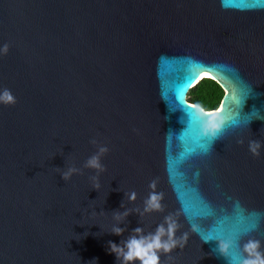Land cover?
<instances>
[{"label":"water","instance_id":"1","mask_svg":"<svg viewBox=\"0 0 264 264\" xmlns=\"http://www.w3.org/2000/svg\"><path fill=\"white\" fill-rule=\"evenodd\" d=\"M194 70L212 72L189 88ZM204 79L224 90L215 110L189 101ZM4 89L0 264H120L109 241L169 214L188 238L160 264H231L222 239L232 257L249 239L264 251V0H0ZM206 113L223 120L215 138ZM99 145L104 171L85 168ZM152 181L164 210L144 213Z\"/></svg>","mask_w":264,"mask_h":264},{"label":"clouds","instance_id":"2","mask_svg":"<svg viewBox=\"0 0 264 264\" xmlns=\"http://www.w3.org/2000/svg\"><path fill=\"white\" fill-rule=\"evenodd\" d=\"M3 54H7L8 45H4L2 49ZM15 97L11 93L9 89H4L2 94H0V103L5 105L14 104ZM220 112L223 111V106L218 110ZM213 117L209 119L207 124L205 125V132L211 134L213 138L217 136V134L221 131L223 127V120L216 118L217 114L206 113L205 115H209ZM91 143L97 144L96 140H92ZM260 145L258 142L250 143V151L254 155H259L258 149ZM109 149L106 146L99 145L97 153L93 154L88 160L85 162V168L96 169L97 171H104L103 165L101 164V156L106 154ZM80 169L75 167L68 168L67 171L62 173V177L64 180L70 179L73 173L79 172ZM93 180H98L97 177H93ZM96 188H99V183H96ZM153 191L149 193V196L145 199L144 204V213H152V212H163V199L164 194L158 193L155 191L156 181H152L149 185ZM129 199L131 201H135L137 199V194L133 191L129 195ZM137 211H139L137 209ZM144 213H141L143 215ZM129 213L125 212L123 215L116 214L115 219L122 220ZM179 228V224L174 219L173 215L169 214L165 216L164 222L159 224L153 233H149L148 235L143 234V229L137 227L134 229L133 235H131L127 240L121 241L120 244L109 241V252L114 254L117 258V261L120 264H160V255L168 254L169 259H173L171 257V253L177 249H183L187 242V233H184L181 237L176 236V232ZM124 233V229L120 227H114L112 229V234L121 236ZM218 241V251L219 253L228 258L231 261V264H264V251H262L261 241L256 239H249L243 244L242 251L244 255L242 257H232L231 252L236 241L231 239H222ZM208 242V240H205Z\"/></svg>","mask_w":264,"mask_h":264},{"label":"trees","instance_id":"3","mask_svg":"<svg viewBox=\"0 0 264 264\" xmlns=\"http://www.w3.org/2000/svg\"><path fill=\"white\" fill-rule=\"evenodd\" d=\"M224 90L214 80L204 79L189 92V101L206 111L215 110L220 105Z\"/></svg>","mask_w":264,"mask_h":264},{"label":"snow or ice","instance_id":"4","mask_svg":"<svg viewBox=\"0 0 264 264\" xmlns=\"http://www.w3.org/2000/svg\"><path fill=\"white\" fill-rule=\"evenodd\" d=\"M210 72L212 71H208V70H199V71H195L193 72V79L191 80V82L189 83V88L200 78L201 73H203L204 75H208ZM225 104L227 105V111H228V119L231 123H236V121L232 118V113L237 110L236 106L239 104V99L237 97V94L235 91H233L231 96H226L225 98ZM223 106V111H224V105ZM186 107L190 110H192L189 113L191 122L194 123L198 128L199 125L202 123V121L199 119V117L196 115V113L193 111V107L186 105ZM210 117V114L208 115Z\"/></svg>","mask_w":264,"mask_h":264}]
</instances>
